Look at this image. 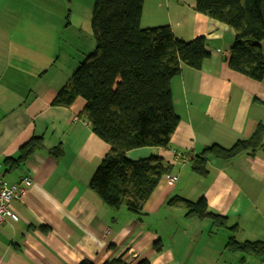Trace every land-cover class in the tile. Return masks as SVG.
I'll return each instance as SVG.
<instances>
[{
  "label": "crops",
  "instance_id": "0c3cea01",
  "mask_svg": "<svg viewBox=\"0 0 264 264\" xmlns=\"http://www.w3.org/2000/svg\"><path fill=\"white\" fill-rule=\"evenodd\" d=\"M86 4L0 0V175L3 159L17 157L29 139L41 137L43 144L5 174L10 181L27 175L32 184L22 200L10 203L17 220L0 224V264H104L115 259L122 264H264V258L225 247L231 236L264 243V145L230 161L209 157L205 176L190 167L203 148L214 143L229 147L249 138L259 124L264 128V78H248L227 65L232 29L199 13L195 0H143L141 27L168 25L184 41L202 36L208 56L199 69L182 66L171 80L179 123L169 145L126 153L132 160L153 154L173 166L138 216L110 208L89 187L109 145L79 116L84 100L77 98L69 108L52 105L79 63L69 62L67 55L61 61L63 34L84 37L64 24L71 16L67 7L85 9ZM45 6L51 8L47 15ZM57 6L60 13L52 10ZM45 37L51 38L47 51ZM67 45L81 51L73 41ZM58 144L62 154L55 157L50 149ZM174 196L205 199L227 226L214 230L207 216H186L184 208L167 204ZM234 224L236 230H230Z\"/></svg>",
  "mask_w": 264,
  "mask_h": 264
},
{
  "label": "trees",
  "instance_id": "16d2710c",
  "mask_svg": "<svg viewBox=\"0 0 264 264\" xmlns=\"http://www.w3.org/2000/svg\"><path fill=\"white\" fill-rule=\"evenodd\" d=\"M142 7L143 0H93L90 28L94 47L52 100L53 106L65 108L77 98L84 100L79 116L109 145L91 176L89 187L110 208H122L138 216L142 215L143 205L159 180L173 166L153 154L132 160L126 153L169 145L179 123L173 108L171 80L179 75L182 66L199 69L208 56L202 36L184 41L174 36L168 25L142 28ZM195 9L232 29L234 39L228 67L248 78L263 79L264 0H195ZM263 134L264 128L259 124L249 138L232 146L211 144L192 157L191 170L205 176L209 157L230 161L242 153L263 148ZM42 147L41 137L29 139L19 148L17 157L3 159L0 178L20 182L27 175L19 181H10L5 174L19 168ZM50 152L60 157V144ZM167 204L184 208L186 216H207L214 230L227 226L224 217L209 211L203 198L189 201L174 196ZM236 228L234 224L229 229ZM225 247L232 252L264 258V243L259 240L238 241L231 236ZM122 263L115 259L104 264ZM78 264L93 263L82 260ZM137 264L148 263L141 260Z\"/></svg>",
  "mask_w": 264,
  "mask_h": 264
},
{
  "label": "rangeland",
  "instance_id": "374dc122",
  "mask_svg": "<svg viewBox=\"0 0 264 264\" xmlns=\"http://www.w3.org/2000/svg\"><path fill=\"white\" fill-rule=\"evenodd\" d=\"M64 1L67 2V0H64ZM44 4L47 5V3H44ZM92 6H93V0H87V4L84 7L85 9H81V7L77 8L76 6L75 7H73V6L67 7L70 10V12L67 11V13H68V15L71 14V16H70V20H69V16H68V24L65 23L66 21H63L64 24L66 26L69 25V27H71L70 30H72L74 28V30L77 33L81 32L80 35H82L84 37H80V39L79 38H73L69 35V33L67 31L64 32L63 35L65 37V43H64L65 46H64V51L61 54V61L64 62L66 55H67L68 57L72 56V59H70V58L68 59V57H67V60L69 62H71V60H73L74 62L79 60V62H80V60L82 61L84 59L85 54L93 49L94 40H93L91 30H90V10H91ZM48 10L50 12L51 8L49 7V9H47V7L45 6V8L43 10V14L47 15ZM52 10L60 13L61 8H60V6H57V7H54V9H52ZM77 14L81 16L80 19L78 18ZM69 41H73L77 45L76 47L79 46L81 51H77V50H73V49L69 48L67 45V42H69ZM50 43H51V38L45 37V39H44L45 51L48 50L47 47L50 45ZM87 45H89V46H87ZM87 50H89V51H87ZM46 61H47V59H46Z\"/></svg>",
  "mask_w": 264,
  "mask_h": 264
},
{
  "label": "built area",
  "instance_id": "2783aa9c",
  "mask_svg": "<svg viewBox=\"0 0 264 264\" xmlns=\"http://www.w3.org/2000/svg\"><path fill=\"white\" fill-rule=\"evenodd\" d=\"M31 184V178L28 176L22 178L18 183L9 182L0 178V224L7 218L11 221L17 219L16 214L10 207V203L13 200H22Z\"/></svg>",
  "mask_w": 264,
  "mask_h": 264
}]
</instances>
